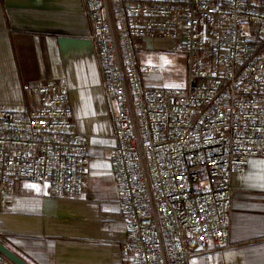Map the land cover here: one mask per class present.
<instances>
[{"label": "built area", "instance_id": "built-area-1", "mask_svg": "<svg viewBox=\"0 0 264 264\" xmlns=\"http://www.w3.org/2000/svg\"><path fill=\"white\" fill-rule=\"evenodd\" d=\"M114 115L123 264H196L230 243L232 179L264 158V0H85ZM169 40L191 88L146 87L138 42ZM0 108V213L22 180L81 199L91 149L64 80ZM0 264H12L0 252Z\"/></svg>", "mask_w": 264, "mask_h": 264}, {"label": "crops", "instance_id": "crops-1", "mask_svg": "<svg viewBox=\"0 0 264 264\" xmlns=\"http://www.w3.org/2000/svg\"><path fill=\"white\" fill-rule=\"evenodd\" d=\"M171 45L139 41L142 67H156ZM148 76L143 84L152 87ZM46 80L68 84L74 131L91 143L84 194L57 199L51 185L20 181L0 213V241L29 264H123L129 231L115 178L114 115L85 0H0V108L36 107L24 86ZM232 187L231 246L196 264H264V158H252Z\"/></svg>", "mask_w": 264, "mask_h": 264}, {"label": "rangeland", "instance_id": "rangeland-1", "mask_svg": "<svg viewBox=\"0 0 264 264\" xmlns=\"http://www.w3.org/2000/svg\"><path fill=\"white\" fill-rule=\"evenodd\" d=\"M160 53L158 65L145 78L146 84L165 90H189L192 86L189 81L186 57L183 54L173 53L168 48L161 49Z\"/></svg>", "mask_w": 264, "mask_h": 264}, {"label": "water", "instance_id": "water-1", "mask_svg": "<svg viewBox=\"0 0 264 264\" xmlns=\"http://www.w3.org/2000/svg\"><path fill=\"white\" fill-rule=\"evenodd\" d=\"M0 252L7 257L14 264H29L14 251H12L7 245L0 241Z\"/></svg>", "mask_w": 264, "mask_h": 264}]
</instances>
